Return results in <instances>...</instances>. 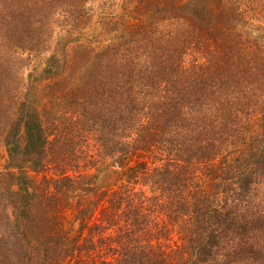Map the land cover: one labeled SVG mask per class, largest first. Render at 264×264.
Listing matches in <instances>:
<instances>
[{
  "label": "trees",
  "instance_id": "trees-1",
  "mask_svg": "<svg viewBox=\"0 0 264 264\" xmlns=\"http://www.w3.org/2000/svg\"><path fill=\"white\" fill-rule=\"evenodd\" d=\"M94 2L0 0V264H264V0Z\"/></svg>",
  "mask_w": 264,
  "mask_h": 264
},
{
  "label": "rangeland",
  "instance_id": "rangeland-1",
  "mask_svg": "<svg viewBox=\"0 0 264 264\" xmlns=\"http://www.w3.org/2000/svg\"><path fill=\"white\" fill-rule=\"evenodd\" d=\"M106 0H95L92 4L94 5L93 10L91 11L92 14L90 15L93 21L90 25H81L80 29L82 31L89 29L91 27H95L92 31L96 32V37L84 40L83 42H87V44L93 45L97 50L102 49L106 46L111 45H118L119 42H122L123 39L128 37L129 31L131 30L132 25L140 23V22H148L151 21L152 18L154 19L157 17V13L149 12L148 7H146L145 3L143 4L140 2L141 0H129V4L125 5L124 3H112L109 1V5H102L101 3ZM182 0V4L187 6L188 8H195V9H204V6H207L208 12L213 11L215 4L214 2H210L209 0ZM122 2V1H121ZM111 3V4H110ZM185 9V10H186ZM87 22V21H86ZM264 25V24H263ZM74 30V26L71 27ZM70 28L68 30H71ZM67 28L60 29L55 27L53 29V36H52V43H55V40L65 35ZM76 42H72L69 46V53L73 56L76 55ZM49 53L44 54V56H48ZM23 64L18 66V69ZM29 67L27 66L25 69L20 71V77L25 78ZM23 82L24 79H23ZM49 82V81H48ZM67 82V87L72 88V84L76 83V73L72 76H67L65 79ZM56 107L61 106L64 107L62 102L57 101ZM113 160L107 159L106 162L99 165L96 170L93 171L95 173L96 179L94 180L97 188L99 190L106 188L107 186L114 185L117 183L119 169L117 167H113L112 164ZM116 171V172H115ZM96 188V187H95ZM72 218L73 215H70Z\"/></svg>",
  "mask_w": 264,
  "mask_h": 264
}]
</instances>
